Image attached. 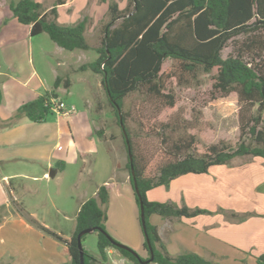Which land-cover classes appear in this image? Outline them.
Here are the masks:
<instances>
[{
	"label": "trees",
	"instance_id": "obj_1",
	"mask_svg": "<svg viewBox=\"0 0 264 264\" xmlns=\"http://www.w3.org/2000/svg\"><path fill=\"white\" fill-rule=\"evenodd\" d=\"M100 1H109L108 21L103 24L102 38L94 49L96 59L82 65L79 71L101 76L107 101L114 110L124 141L123 130L128 140L127 168L147 258H141L124 245L117 248L111 244V241L119 243L106 233L107 216L103 209L109 198L106 185L98 188L95 197L81 204L69 240H63L33 220L29 221L65 245L68 264H79L76 237L86 229H94L98 233L96 247L103 264H107L108 249L116 250L130 264H144L150 258L146 239L153 252V261L148 264H216L192 253L170 256L156 227L149 222L152 215L162 219L191 218L206 212L178 207L171 202H150L146 195L157 187L168 188L169 183L180 176L207 174L211 167L228 165L236 158L250 156L264 160V0H129L123 10H119L112 0ZM8 7L19 24L30 26L31 37L44 33L65 51L91 49L84 37L86 19L74 26L63 27L54 21L55 8L43 14L41 5L34 0H11ZM231 41H236L234 53L223 58L222 51ZM167 60L176 62L179 82H185L183 76L195 78L200 73L208 74L217 69L213 90L221 97L235 94L242 142L236 148L225 143L211 145L202 156H196L191 152L195 145L193 136L189 141L180 138L165 152L167 162L151 177L144 173L133 154L130 134L125 126L128 114L123 112V105L127 96L141 93L154 100L160 108H174V96L166 91V83L174 74L161 72ZM61 84L66 89L69 87L68 80L62 82L61 78H56L52 90L19 106L9 120L1 123V127L14 125L22 118L32 123L45 122L53 115L51 100H57L55 90ZM1 101L0 87V104ZM125 145L127 149L126 142ZM131 165L142 202L146 235L141 226L140 202L133 188ZM83 259L84 264L95 260L84 250ZM256 264H264V255L256 259Z\"/></svg>",
	"mask_w": 264,
	"mask_h": 264
},
{
	"label": "rangeland",
	"instance_id": "obj_2",
	"mask_svg": "<svg viewBox=\"0 0 264 264\" xmlns=\"http://www.w3.org/2000/svg\"><path fill=\"white\" fill-rule=\"evenodd\" d=\"M10 1L0 0V28L4 22L13 20L8 7ZM49 3V0L42 2V11ZM19 26L17 25V28ZM23 28L20 26L19 30ZM32 40L30 59L33 67L42 77L47 89L52 90L54 78L50 67H56L58 57L53 49L55 45L46 34L38 35ZM95 43L98 45L99 40H95ZM235 46L236 41L229 42L222 51V57L233 55ZM78 53L82 52L78 51ZM87 53V59L90 62L96 58L93 52ZM73 58V61L81 60L79 55ZM15 67L19 72L25 68L29 70L27 57L22 58L15 64ZM165 71L174 74V77L166 83V91L174 96V108H160L154 100L141 93L130 94L124 99L123 105V112L128 114L125 126L130 134L133 154L144 173L151 177L155 176L158 169L167 162L168 157L165 152L180 138L189 141L193 136L195 145L191 152L196 156H202L206 148L211 145L225 143L236 148L242 142L235 94L221 97L213 90L216 68L208 74L200 73L195 78L188 75L183 76L185 82H179L180 74L175 61H165L161 72ZM68 77L71 81L68 92L59 91L57 100L67 107H74V114L67 117L68 120L61 121L62 116L53 113L44 124L32 125L34 141L39 143L35 149L39 148L47 153L54 149L53 160L55 161V157H58L64 163V172L57 174L55 178H50L47 183L45 181L35 183L34 186H37L40 195H43L34 202L33 199H28V201L38 214L45 217L47 228L54 233L62 234L65 238H70L75 226L73 220L80 203L93 198L94 190L101 187L103 181H107L106 185L110 186V192L108 203L103 207L107 216L106 233L120 245L130 248L118 242L117 239L123 238L128 233L131 224L137 225L140 234L139 241L133 238L132 242L135 240L134 243H138V253L141 254L144 237L138 219V207L131 186L124 180V176L129 179L128 151L114 110L104 93L101 76L90 72L86 75L73 73ZM81 77L89 84L81 82ZM262 119L264 121V112ZM163 125H168V127H163ZM56 127L62 132L58 138L55 135ZM24 131L29 132V129H24ZM243 140L248 143L246 138ZM250 159V156H246L236 158L234 161L240 163ZM45 167L46 163L42 162L30 164V167L27 165L25 169L31 171L32 175L40 176L46 172ZM225 167L230 169L233 166L228 164ZM219 177L226 178L223 175ZM219 186L222 188L221 184ZM246 190L247 188H243L244 192ZM223 202V207H229V204L242 209L247 207L242 199H225ZM210 205L206 204V206ZM243 216L242 219H246L250 217V214ZM10 230L11 228L7 227L4 232L9 234L10 238H16ZM37 231L41 235L40 241L36 239L31 244L20 245L17 257L12 255L11 259L5 258L1 261L4 263L1 264H53L56 254L60 252L54 249L48 239L52 241L56 239H51V236L40 229ZM0 237L3 238V244L0 246L6 247L8 245L7 236L1 234ZM97 238L98 233L92 232L85 235L81 242L82 249L95 259L90 264H103L97 253ZM42 250L46 251V259L37 256ZM21 251H24L26 255ZM145 258H147V253H145ZM108 264L112 262L109 261Z\"/></svg>",
	"mask_w": 264,
	"mask_h": 264
},
{
	"label": "crops",
	"instance_id": "obj_3",
	"mask_svg": "<svg viewBox=\"0 0 264 264\" xmlns=\"http://www.w3.org/2000/svg\"><path fill=\"white\" fill-rule=\"evenodd\" d=\"M34 1L42 6L45 0ZM113 1L119 10H123L129 0ZM49 2L42 13H48L55 8L54 21L59 26L71 27L84 19L87 20L84 37L91 48L89 51H65L54 44L53 49L58 56L56 67H50L54 81L56 78H61L62 82L68 80L70 87L69 75L90 73V71L80 72L79 68L96 59L90 62L87 59V52L96 54L94 49L99 43L96 45L95 40L100 42L102 38L101 28L108 21L109 1L49 0ZM17 25L24 27L23 30H19L20 26L17 28ZM96 26L98 27L95 28ZM35 37L30 36V26L21 25L14 18L4 22L0 28V87L2 90L0 104V235L5 234L8 239L6 247L0 246V264L4 263L1 261L5 258L11 259L12 255L17 257L20 245L31 244L36 239L41 240L38 228L29 220L35 221L39 226L63 240L70 239L47 228L45 217L38 214L28 201V199H33L34 202L43 195H40L37 186H34L35 183L41 181L47 183L50 178L63 173L65 168L64 163L58 157H55V161L53 160L54 149L49 153L39 148L35 149L39 143L34 141L32 125H41L44 122L32 123L22 118L14 125L1 127V123L9 120L19 106L50 91L30 59L32 39ZM78 51L82 53L79 54ZM45 54L49 53L45 52ZM78 55L81 60L73 61V57ZM25 57L29 62V70L25 68L19 72L15 64ZM80 81L89 84L82 77ZM68 88L66 89L61 84L55 92L56 94L61 90L68 92ZM62 119L61 121L68 120ZM24 129H29V132ZM61 133V130L56 127L57 138L61 136ZM233 161L229 164L233 166L230 169L225 166H214L207 174L183 175L171 181L168 188L157 187L147 193L146 198L150 202H171L178 207L185 206L190 210L206 212L191 218L162 219L156 215L150 216L149 222L156 227L159 238L170 256L192 253L216 264H249L250 260V264H253V261L256 264V259L264 255V160L251 158L249 161L240 163ZM42 162L46 163V172L40 176L32 175L31 171L25 169L27 165L30 167V164ZM59 167L62 170H59ZM49 172H54V175L50 177ZM124 180L130 185L127 176H124ZM106 184L107 181L101 183V185ZM212 186L220 188L215 189ZM107 188L110 192L109 185ZM243 188L247 190L244 192ZM97 190H94L92 197L96 196ZM225 199H242L247 207L242 209L233 204L223 207ZM206 204L211 205L206 206ZM244 214H250V217L242 219ZM7 227L11 228L10 233L16 238H10L9 234L4 232ZM139 235L138 226L131 224L128 233L124 235L125 238L117 239V241L138 253L139 245L134 242L136 239L139 241ZM133 238H135L134 242H132ZM48 240L51 241L54 249L60 252L56 254L53 264H68L69 257L66 255L65 245L57 240ZM1 244H3V238L0 237ZM21 252L26 255L24 251ZM106 253L107 264L109 261L112 264H130L114 249H108ZM145 253L143 248L142 253L138 255L145 258ZM37 256L46 259V251L38 252Z\"/></svg>",
	"mask_w": 264,
	"mask_h": 264
},
{
	"label": "water",
	"instance_id": "obj_4",
	"mask_svg": "<svg viewBox=\"0 0 264 264\" xmlns=\"http://www.w3.org/2000/svg\"><path fill=\"white\" fill-rule=\"evenodd\" d=\"M123 130V128H122ZM123 134H124V137H125V142L127 144V150H128V153L130 152V147H129V143H128V140L126 138V135H125V132L123 130ZM129 160H130V163H131V157L129 155ZM130 170H131V175H132V178H133V188L135 190V193L139 199V206H140V221H141V226H142V229L146 235V232H145V220H144V213H143V207H142V202H141V198H140V195H139V192H138V187H137V184H136V180H135V176H134V171H133V167L131 165L130 167ZM54 175V172H50L49 173V176L52 177ZM94 232V229H86V230H83L81 231L80 233H78L76 239H77V246H78V250H79V253H80V261H79V264H84V259H83V249H82V245H81V238L89 233H92ZM146 242H147V248H148V252H149V255H150V258L144 262V264H148V263H151L153 261V252H152V249H151V246L149 244V241L148 239H146ZM111 244H113L114 246H116L117 248H123L122 245L120 244H115L113 241H111Z\"/></svg>",
	"mask_w": 264,
	"mask_h": 264
},
{
	"label": "built area",
	"instance_id": "obj_5",
	"mask_svg": "<svg viewBox=\"0 0 264 264\" xmlns=\"http://www.w3.org/2000/svg\"><path fill=\"white\" fill-rule=\"evenodd\" d=\"M51 111L52 113H56L62 118L70 117L74 114L75 109L74 107H67L63 102L59 100H51Z\"/></svg>",
	"mask_w": 264,
	"mask_h": 264
}]
</instances>
